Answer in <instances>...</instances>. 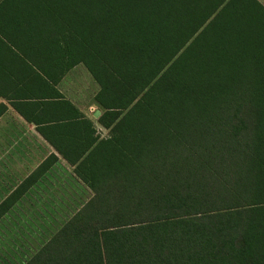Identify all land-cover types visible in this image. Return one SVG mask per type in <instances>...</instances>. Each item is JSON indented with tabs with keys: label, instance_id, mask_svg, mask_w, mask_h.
<instances>
[{
	"label": "trees",
	"instance_id": "trees-1",
	"mask_svg": "<svg viewBox=\"0 0 264 264\" xmlns=\"http://www.w3.org/2000/svg\"><path fill=\"white\" fill-rule=\"evenodd\" d=\"M0 42L84 63L110 128L76 168L93 196L25 264H264L259 0H0Z\"/></svg>",
	"mask_w": 264,
	"mask_h": 264
},
{
	"label": "crops",
	"instance_id": "crops-1",
	"mask_svg": "<svg viewBox=\"0 0 264 264\" xmlns=\"http://www.w3.org/2000/svg\"><path fill=\"white\" fill-rule=\"evenodd\" d=\"M17 52L0 42V172L11 175L0 205L35 178L0 214V264L27 263L93 196L76 168L110 132L84 63L57 74Z\"/></svg>",
	"mask_w": 264,
	"mask_h": 264
},
{
	"label": "rangeland",
	"instance_id": "rangeland-1",
	"mask_svg": "<svg viewBox=\"0 0 264 264\" xmlns=\"http://www.w3.org/2000/svg\"><path fill=\"white\" fill-rule=\"evenodd\" d=\"M259 1L264 5V0H259ZM8 178H11V175H5L3 172H0V185L2 187L1 190H5V191H3V194H0V197H2L4 194H6L9 190L7 187H8V185L11 184V182ZM36 230H38V229L36 228Z\"/></svg>",
	"mask_w": 264,
	"mask_h": 264
}]
</instances>
